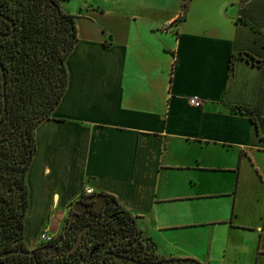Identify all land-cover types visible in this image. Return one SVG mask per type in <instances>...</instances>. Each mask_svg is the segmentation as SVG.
<instances>
[{"label":"crops","instance_id":"obj_1","mask_svg":"<svg viewBox=\"0 0 264 264\" xmlns=\"http://www.w3.org/2000/svg\"><path fill=\"white\" fill-rule=\"evenodd\" d=\"M67 1L77 39L34 129L27 246L100 192L161 258L264 264V0Z\"/></svg>","mask_w":264,"mask_h":264},{"label":"trees","instance_id":"obj_2","mask_svg":"<svg viewBox=\"0 0 264 264\" xmlns=\"http://www.w3.org/2000/svg\"><path fill=\"white\" fill-rule=\"evenodd\" d=\"M63 1L66 0H8L12 5L9 9L18 19V27L9 51L12 61V150L7 159L0 161V250L23 237L24 217L29 205L25 174L35 150L34 129L42 119L51 116L67 87L65 58L77 39V29L75 14L63 7ZM232 65L233 56L231 71ZM239 109L255 121L250 109ZM6 133L4 129L2 135L6 136ZM106 200L105 210L111 221L93 225L94 237L124 241L126 247L136 242L149 252L151 258L163 259L141 236L135 217L113 196L107 195ZM67 223L68 218H65L64 224ZM10 259L14 264L25 262L21 256H10Z\"/></svg>","mask_w":264,"mask_h":264},{"label":"flooded vegetation","instance_id":"obj_3","mask_svg":"<svg viewBox=\"0 0 264 264\" xmlns=\"http://www.w3.org/2000/svg\"><path fill=\"white\" fill-rule=\"evenodd\" d=\"M6 1L0 0V161L7 159L12 150V141L10 142L13 132L10 120L12 61L9 51L18 27V19L9 9L12 5ZM4 129L7 131L6 136L2 135ZM85 197L80 198L87 205L82 212L76 213L71 208L67 216L68 223L63 224L60 232L55 233V237L50 241H38L33 248H29L25 242L24 217L22 239L0 250V264H14L10 256H21L24 264H153L161 260L151 258L149 252L136 242L126 247L124 241L114 238L96 239L93 235V225L111 221L105 210L107 200L99 206L98 201L85 200ZM74 221L77 222V227ZM82 230L81 239L75 244ZM50 246L53 250L48 248ZM13 249L29 250L33 253L12 252L1 255Z\"/></svg>","mask_w":264,"mask_h":264},{"label":"water","instance_id":"obj_4","mask_svg":"<svg viewBox=\"0 0 264 264\" xmlns=\"http://www.w3.org/2000/svg\"><path fill=\"white\" fill-rule=\"evenodd\" d=\"M106 199H107V195L105 193H100V192L99 193H93V194L85 197V200H96V201H98L99 206H102L105 203ZM86 207H87L86 203L82 199L81 200L79 199L73 203L72 210L75 211L76 213H79V212H82ZM70 219H72V217ZM83 230L79 233L78 239L75 242V244H77L79 242V240L81 239ZM48 248L50 250H53L52 246H50ZM12 252H24L26 254H32L33 253V251H29V250L13 249V250H10V251H8L4 254H1V255H7L8 253H12ZM179 261L191 262L192 264H200L197 261H195L193 259H189V258H186V259H183V258L182 259L181 258H163L159 261L154 262L153 264H164V263H168V262H179Z\"/></svg>","mask_w":264,"mask_h":264},{"label":"rangeland","instance_id":"obj_5","mask_svg":"<svg viewBox=\"0 0 264 264\" xmlns=\"http://www.w3.org/2000/svg\"><path fill=\"white\" fill-rule=\"evenodd\" d=\"M68 2V1H67ZM68 3H71V4H73L72 5V7L74 8V9H79L80 8V6H78L77 5V1H75V0H69V2ZM67 11H68V9H67ZM86 196V195H85ZM70 212V211H69ZM59 214H58V212H56V213H50V214H48V216H46V215H44L43 216V218L41 219V220H38V222L36 223V227H34V226H32L33 224H31L30 223V225L29 226H31V227H29V233H30V236L32 237V238H34L35 237V235H36V233H37V231H38V227H40L42 224H44L45 222L47 223V224H52V226H53V228L52 229H56L57 227L55 226L56 224V222H57V220L59 219L58 216ZM63 221H65V219L63 220Z\"/></svg>","mask_w":264,"mask_h":264},{"label":"built area","instance_id":"obj_6","mask_svg":"<svg viewBox=\"0 0 264 264\" xmlns=\"http://www.w3.org/2000/svg\"><path fill=\"white\" fill-rule=\"evenodd\" d=\"M189 104L193 105V106H196V107H199L202 105V101L200 100V98L196 97V96H193V97H190L189 98ZM84 193L85 194H89L91 193V189L90 188H86L84 190ZM55 237V234L51 233L49 230L47 229H43L40 231V233L38 234V238L37 240L40 241V242H47V241H50L52 240L53 238Z\"/></svg>","mask_w":264,"mask_h":264}]
</instances>
